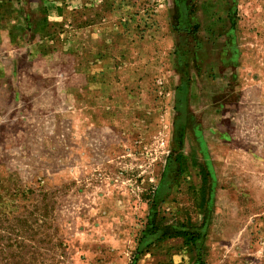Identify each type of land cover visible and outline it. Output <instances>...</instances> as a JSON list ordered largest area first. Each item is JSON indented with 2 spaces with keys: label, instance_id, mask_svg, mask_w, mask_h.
I'll use <instances>...</instances> for the list:
<instances>
[{
  "label": "rangeland",
  "instance_id": "374dc122",
  "mask_svg": "<svg viewBox=\"0 0 264 264\" xmlns=\"http://www.w3.org/2000/svg\"><path fill=\"white\" fill-rule=\"evenodd\" d=\"M0 264H264V0H0Z\"/></svg>",
  "mask_w": 264,
  "mask_h": 264
},
{
  "label": "trees",
  "instance_id": "16d2710c",
  "mask_svg": "<svg viewBox=\"0 0 264 264\" xmlns=\"http://www.w3.org/2000/svg\"><path fill=\"white\" fill-rule=\"evenodd\" d=\"M201 234L197 231L176 229L172 234H160L155 226L151 227V231L143 236L137 245V251L143 252L147 247L154 242L159 241L164 237H181L186 245H191L192 247H197V241L200 238Z\"/></svg>",
  "mask_w": 264,
  "mask_h": 264
},
{
  "label": "crops",
  "instance_id": "0c3cea01",
  "mask_svg": "<svg viewBox=\"0 0 264 264\" xmlns=\"http://www.w3.org/2000/svg\"><path fill=\"white\" fill-rule=\"evenodd\" d=\"M123 21H124V19H123ZM129 21H130V19H129ZM93 28V27H92Z\"/></svg>",
  "mask_w": 264,
  "mask_h": 264
}]
</instances>
